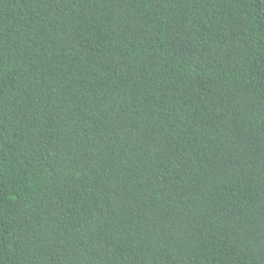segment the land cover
Masks as SVG:
<instances>
[{
	"label": "trees",
	"instance_id": "16d2710c",
	"mask_svg": "<svg viewBox=\"0 0 264 264\" xmlns=\"http://www.w3.org/2000/svg\"><path fill=\"white\" fill-rule=\"evenodd\" d=\"M0 264H264V0H0Z\"/></svg>",
	"mask_w": 264,
	"mask_h": 264
}]
</instances>
